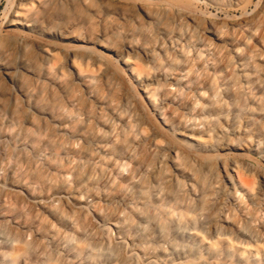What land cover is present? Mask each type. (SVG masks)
<instances>
[{"label":"rangeland","instance_id":"obj_1","mask_svg":"<svg viewBox=\"0 0 264 264\" xmlns=\"http://www.w3.org/2000/svg\"><path fill=\"white\" fill-rule=\"evenodd\" d=\"M0 264H264V0H0Z\"/></svg>","mask_w":264,"mask_h":264},{"label":"bare ground","instance_id":"obj_2","mask_svg":"<svg viewBox=\"0 0 264 264\" xmlns=\"http://www.w3.org/2000/svg\"><path fill=\"white\" fill-rule=\"evenodd\" d=\"M7 75H9L12 78V72L11 71H5Z\"/></svg>","mask_w":264,"mask_h":264}]
</instances>
